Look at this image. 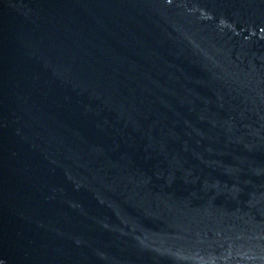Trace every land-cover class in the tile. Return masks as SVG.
<instances>
[{
  "label": "water",
  "instance_id": "1",
  "mask_svg": "<svg viewBox=\"0 0 264 264\" xmlns=\"http://www.w3.org/2000/svg\"><path fill=\"white\" fill-rule=\"evenodd\" d=\"M0 264H264V0H0Z\"/></svg>",
  "mask_w": 264,
  "mask_h": 264
}]
</instances>
